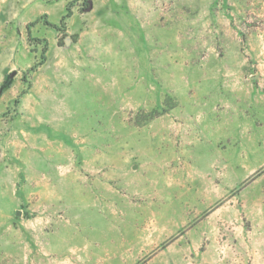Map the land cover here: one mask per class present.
<instances>
[{"label":"rangeland","instance_id":"1","mask_svg":"<svg viewBox=\"0 0 264 264\" xmlns=\"http://www.w3.org/2000/svg\"><path fill=\"white\" fill-rule=\"evenodd\" d=\"M0 264H264V0H0Z\"/></svg>","mask_w":264,"mask_h":264},{"label":"trees","instance_id":"2","mask_svg":"<svg viewBox=\"0 0 264 264\" xmlns=\"http://www.w3.org/2000/svg\"><path fill=\"white\" fill-rule=\"evenodd\" d=\"M72 6H73V3H70L68 5L67 13H66V15L61 20V24H62L63 27H65V21H66V19L69 18L72 15V13H73ZM33 24H35V22L32 23L31 25H33ZM28 30H29V28H28Z\"/></svg>","mask_w":264,"mask_h":264},{"label":"water","instance_id":"3","mask_svg":"<svg viewBox=\"0 0 264 264\" xmlns=\"http://www.w3.org/2000/svg\"><path fill=\"white\" fill-rule=\"evenodd\" d=\"M13 76H14V74H13ZM18 215H19V213H18Z\"/></svg>","mask_w":264,"mask_h":264}]
</instances>
